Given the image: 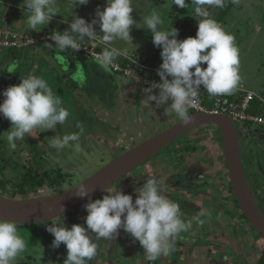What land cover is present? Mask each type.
<instances>
[{
	"label": "rangeland",
	"instance_id": "rangeland-1",
	"mask_svg": "<svg viewBox=\"0 0 264 264\" xmlns=\"http://www.w3.org/2000/svg\"><path fill=\"white\" fill-rule=\"evenodd\" d=\"M67 1L72 11L70 0ZM12 2L18 4H14L15 9L12 10L20 12L19 0ZM86 6L88 11L95 12L97 7L103 10L106 0H89ZM134 6L132 15L137 22H140L141 16L157 10L164 19V28L171 29L182 15L186 32L179 31L178 39L196 36L198 22L191 16L194 7L191 4L186 9H180L172 5L170 0H135ZM223 8H210L212 18L217 21ZM25 14L28 13L25 11ZM219 24L234 36L239 49L241 81L237 88L261 96L263 100L259 102V108H264V0H238L226 21ZM3 25L8 27L7 24ZM95 27L97 34L103 35L99 26ZM18 31L26 30L19 28ZM131 36L135 45L123 41L112 45L129 49L131 60H125L123 66L131 68V77L117 73L113 68L101 71L98 66L95 67L98 71L96 76L90 81L87 75L92 65L90 59L71 49L61 52L50 47L59 56L56 58L60 65L57 70L61 71L58 74L66 76L65 80L62 76L59 80L53 76L51 88L63 99V106L69 110L70 118L63 126L58 124L55 132L33 130L24 140L16 141L17 147L12 150L7 144L5 132L11 123L7 124L9 121L0 114V183L8 182L9 187L22 185L24 168L29 166L41 174H53L61 170L64 178L59 184L54 186L48 182L39 187L42 190L52 188V195L65 192L85 182L127 151L181 122L170 107L155 108L154 102L152 107L144 103V89L148 87L144 81L159 82L156 73L162 63L161 49L153 45L147 29L133 28ZM82 42L88 45L93 41L85 39ZM94 43L103 51L104 45L98 40ZM19 53L0 50V93L11 85H18L20 76H27L20 72L26 69V54L22 61L18 57ZM66 55L70 62L63 58ZM123 60V57H118L115 62ZM106 77L114 78L115 81H107ZM3 99L0 94V102ZM193 112L190 110L189 114ZM237 125L242 133L250 182L256 201L264 213V126ZM73 132L80 136L79 150L77 142L60 151L50 147L53 136L62 137ZM220 134L215 125L201 126L112 188H121L135 199L136 187L142 186L149 178H158L164 187V195L179 203L182 218L192 221L191 229L179 234L169 254L151 264H264V238L232 203V185ZM256 154L260 158L257 159ZM10 160L17 163L16 167L9 163ZM257 185L260 188L256 189ZM201 211L204 213L200 217L203 224L195 219ZM86 215L83 207L64 216V222L69 228L73 224L83 225ZM48 223L19 225L21 234L28 241L27 250L19 258V264H63L67 249L63 244L58 249L51 247L54 237L46 230L45 225ZM180 236L186 239L183 241L185 243L180 244ZM90 264L150 262L139 242L134 243L130 234L120 229L119 234L110 241L101 238L98 254Z\"/></svg>",
	"mask_w": 264,
	"mask_h": 264
},
{
	"label": "clouds",
	"instance_id": "clouds-1",
	"mask_svg": "<svg viewBox=\"0 0 264 264\" xmlns=\"http://www.w3.org/2000/svg\"><path fill=\"white\" fill-rule=\"evenodd\" d=\"M170 2L180 9L188 8L189 4L194 6L191 16L198 22L195 37L178 39L179 30L175 27L164 28V19L157 10L141 16L140 22H137L132 15L135 0H106L103 10L97 7L91 22L73 11L87 5L89 0H70L71 22L63 32L52 31L48 39L55 43L49 44V47L61 52L68 49L79 51L85 39L98 40L104 49L95 55V63L110 71L118 57H129L128 48L120 49L112 45L117 41L135 45L132 29L149 30L153 45L161 49L162 63L156 73L159 82H153L144 89V103L152 107L154 102L155 108L170 107L181 122L188 124L192 120L190 110L201 106V86L213 97L235 92L241 81L239 49L234 36L212 18L209 10L223 8L225 0ZM58 3L59 0H22L28 13V29L39 32L47 27L60 11ZM97 25L103 35L97 34ZM204 64L207 66L202 67ZM20 81L18 85H11L0 93L4 97L0 102V114L11 123L5 132L7 144L12 150L17 147L16 141L24 140L33 130L55 132L58 124L63 126L70 118L69 110L63 106V99L41 76H20ZM79 139L76 132L62 137L53 136L50 147L60 151L77 142L79 150ZM85 182L68 189H74L78 198L89 197L84 205L87 213L84 224H73L69 228L64 222L62 206L61 214L51 217L45 225L54 237L51 247L58 249L63 244L67 249L63 264H90L98 254L101 238L110 241L119 234L120 229L130 234L134 243L139 242L151 264L168 255L179 234L192 227L191 220L182 218L179 203L164 195V187L158 178H149L142 186L136 187L135 199L121 188L107 187L102 198L91 199L89 194L92 190L87 188ZM203 215L201 211L195 217L201 224L204 223L200 219ZM27 247L28 241L21 234L18 223L0 219V264H19V258Z\"/></svg>",
	"mask_w": 264,
	"mask_h": 264
},
{
	"label": "water",
	"instance_id": "water-1",
	"mask_svg": "<svg viewBox=\"0 0 264 264\" xmlns=\"http://www.w3.org/2000/svg\"><path fill=\"white\" fill-rule=\"evenodd\" d=\"M192 120L180 122L151 139L127 151L113 160L91 178L86 186L91 191V199L104 194L107 187L112 189L134 170L148 163L175 141L191 131L204 126L215 125L221 132L226 166L234 196L250 225L264 238V213L259 207L247 171L246 156L242 147V133L237 122L228 115L194 113ZM89 197L83 199L75 195V190L59 194L25 200L0 197V219L15 221L28 226L50 222L51 217L70 215L84 207Z\"/></svg>",
	"mask_w": 264,
	"mask_h": 264
},
{
	"label": "built area",
	"instance_id": "built-area-1",
	"mask_svg": "<svg viewBox=\"0 0 264 264\" xmlns=\"http://www.w3.org/2000/svg\"><path fill=\"white\" fill-rule=\"evenodd\" d=\"M51 33H45L41 37H34L29 34L20 33L11 29L9 26H0V50L6 51H19L32 49L40 43H55L48 39ZM82 47L80 53L87 54L91 57H95L96 54L102 52L98 48V44L92 42L88 45L81 42ZM104 49V47H102ZM121 62H115L112 67L115 72L122 73L126 77H131V68H125L123 63L125 60H131L130 57H123ZM127 58V59H125ZM125 61V62H124ZM139 81H144L139 79ZM153 82L144 81V84L148 87ZM200 108L194 111V113H209V114H221L228 115L233 118L237 124L241 125H255L264 126V108H255L257 101L261 102L263 98L258 94L245 89H236L232 95L228 96H209L206 90L201 86L200 94Z\"/></svg>",
	"mask_w": 264,
	"mask_h": 264
},
{
	"label": "crops",
	"instance_id": "crops-1",
	"mask_svg": "<svg viewBox=\"0 0 264 264\" xmlns=\"http://www.w3.org/2000/svg\"><path fill=\"white\" fill-rule=\"evenodd\" d=\"M3 5H0V26H5L3 24H7L11 29L18 31L19 28H22L23 30L26 31H18L20 33H25L29 34L34 37H41L45 33H52L53 30H60L64 26H69V23L71 22V17H72V11L69 10V3L67 0H59L58 7L60 8V11L58 15L54 16L50 23L47 25V27L41 29L39 32L32 31V33H29L27 30V24H26V17L28 14H25V11L22 4V0H19V5H20V12H15L12 9H15V5H18L17 3L12 2V0H1ZM8 5H5V3ZM238 3V1H237ZM236 3V4H237ZM4 6H7V8H4ZM93 9V7H92ZM79 17L84 18L87 22L90 21L94 17L95 12L93 11H88V7L86 5H81L75 10H73ZM17 28V29H16ZM49 44H54V43H40L33 47L32 49H26V50H19L20 52L18 54V57H21L22 61L24 60V55L26 54L28 62H26L25 67L26 69H22L20 72L24 73L23 75H29V74H34L41 76L43 79H45L49 86L51 87V83L53 81V76L55 78L63 77L64 80L66 76L64 75H59L57 69L60 68L59 63L56 61V58L59 57L57 56V52L53 49H50ZM74 51V50H73ZM12 52V51H10ZM79 54H83L87 57V59H90L92 61L90 73L87 72V75H89V80L91 81V78L95 77L97 72L95 70V67H98V65L95 63L94 57H91L87 54L77 52ZM67 57V58H66ZM63 56L67 61L70 62V58L66 55ZM78 63H81L80 61H77ZM68 63V62H67ZM102 71V68H100ZM51 76V78L49 77ZM119 78V76H118ZM113 79V80H112ZM107 78V81L114 82V78ZM117 79V78H116ZM63 80V81H64ZM70 82V81H68ZM54 83V82H53ZM238 89V88H237ZM244 89V88H240ZM257 159L260 158L259 155L256 154Z\"/></svg>",
	"mask_w": 264,
	"mask_h": 264
},
{
	"label": "trees",
	"instance_id": "trees-1",
	"mask_svg": "<svg viewBox=\"0 0 264 264\" xmlns=\"http://www.w3.org/2000/svg\"><path fill=\"white\" fill-rule=\"evenodd\" d=\"M237 1L238 0H227L226 1L225 5H224V8L221 11V14H220V16L217 19V21L219 23L220 22L223 23V22L226 21L227 17L234 10ZM183 17L184 16L180 15L179 18L175 21V23L173 24L172 27L177 28L179 31L186 32V31H184L185 24L182 23ZM66 28H68V26H64L58 31L63 32ZM187 37H189V36H187ZM206 66H207L206 64L202 65V67H206ZM255 108H259V101H257L255 103ZM192 114L193 113H191L190 115H192ZM7 124H10V121ZM8 126L9 125H7L6 128H8ZM7 130L8 129H6V131ZM0 157H2V156H0ZM9 163L12 164L14 167H16L17 163H14L12 160H10ZM226 169L228 171L227 166H226ZM23 173H24L23 174L24 175V183L22 185L18 186V187H15V186L9 187L8 186V182H5V181L0 183V197L9 198V199H17V200H25V199L42 197L44 195V193L40 194V191H39L40 187H42L45 183H48V182H50L52 185L55 186V185L59 184V182H61V180L64 178V175H63L61 170H58V171H56L53 174H48V173L41 174V173H39V171L36 168L30 167V166L27 167V168H24V172ZM256 187H257L256 189L260 188V186H258V185ZM50 189H52V188H50ZM230 189H231V194H232V197H233L232 198L233 205L236 206V209H238L241 212L242 217L246 221H248L246 216H245V214L242 212L238 201L236 200V198L234 196V192H233L232 186H231ZM59 193H62V192H59ZM59 193H54V194H59ZM50 194L51 193H49V195ZM178 241H180L182 243H185L183 241H186V239L184 237L180 236L178 238Z\"/></svg>",
	"mask_w": 264,
	"mask_h": 264
},
{
	"label": "flooded vegetation",
	"instance_id": "flooded-vegetation-1",
	"mask_svg": "<svg viewBox=\"0 0 264 264\" xmlns=\"http://www.w3.org/2000/svg\"><path fill=\"white\" fill-rule=\"evenodd\" d=\"M220 135H221V134H220ZM221 138H222V136H221ZM179 140H180V139H179ZM179 140H177V141H175L174 143H172V144L169 146V148L167 147L168 149L166 148L165 150L169 151L170 148H171L176 142H178ZM188 149H190V147H188ZM165 150H164V151H165ZM165 152H166V151H165ZM162 153H164V152L162 151L160 154H162ZM223 153H224V150H223ZM160 154H159V155H160ZM159 155H157V156H159ZM157 156H156V157H157ZM156 157H155V158H156ZM224 157H225V156H224ZM155 158H153V159H155ZM153 159H152V160H153ZM152 160H150V161H152ZM150 161H149V162H150ZM149 162H148V163H149ZM146 164H147V163H146ZM144 165H145V164H144ZM144 165H142V166H144ZM142 166H141V167H142ZM139 168H140V167H139ZM23 183H24V182H23ZM39 191H40V194H42V193H47V194H44V195H49L51 189H50V187L44 188L43 190L40 188ZM44 195H43V196H44ZM180 244H182V242H180Z\"/></svg>",
	"mask_w": 264,
	"mask_h": 264
}]
</instances>
